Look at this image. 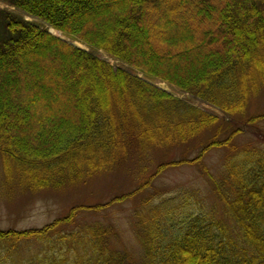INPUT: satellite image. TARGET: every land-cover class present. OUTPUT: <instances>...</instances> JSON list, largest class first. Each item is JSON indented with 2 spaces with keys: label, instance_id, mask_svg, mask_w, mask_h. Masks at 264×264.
<instances>
[{
  "label": "trees",
  "instance_id": "trees-1",
  "mask_svg": "<svg viewBox=\"0 0 264 264\" xmlns=\"http://www.w3.org/2000/svg\"><path fill=\"white\" fill-rule=\"evenodd\" d=\"M1 1L0 198L129 165L134 182L43 226L0 227V264H264V147L226 119L264 87V0ZM180 166L209 192L155 184Z\"/></svg>",
  "mask_w": 264,
  "mask_h": 264
},
{
  "label": "rangeland",
  "instance_id": "rangeland-1",
  "mask_svg": "<svg viewBox=\"0 0 264 264\" xmlns=\"http://www.w3.org/2000/svg\"><path fill=\"white\" fill-rule=\"evenodd\" d=\"M0 7L13 9L1 0ZM27 18L35 20L31 17ZM50 31L58 36L64 37L60 31L54 28H50ZM76 44L86 48L85 45L77 41ZM99 54L116 68H129L127 64L120 62L103 51H100ZM155 81L157 82V85L171 91L177 97L188 100L200 108L224 116V114L217 108L186 92L181 91L180 89L170 85L168 82L160 79ZM262 113H264V87L262 91L251 99L247 111V117L253 114L258 115ZM247 117L244 116L242 119L240 118L235 120L230 117L226 119L243 129V133H241L238 137L239 141L250 140L264 147V119H260L256 126H252L245 122ZM210 134L211 131L203 133L198 137L195 143L191 144V148L195 150V148L199 147L200 144L210 136ZM221 159L222 154L219 151H213L207 158V164L215 174H218L220 171ZM130 167L131 165H129V168H122L115 172H109L107 174L97 176L90 182L89 185L70 184L59 189H44L28 193L26 195L16 194L12 200L0 198V227H16L20 229L43 226L54 219L66 215L76 204H92L99 200L107 201L111 198V196L123 192L134 182L130 173ZM155 184L158 187H177L182 185L188 188L199 187L203 189L204 193L209 192L210 189L205 178L201 176L199 171L193 166L169 168L156 180ZM122 209L124 208L122 207ZM123 214H127V211L123 212ZM119 220L122 226L123 236L128 244L134 246L135 239L132 238V234L129 231L126 221L124 222L121 218Z\"/></svg>",
  "mask_w": 264,
  "mask_h": 264
}]
</instances>
